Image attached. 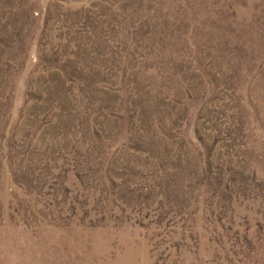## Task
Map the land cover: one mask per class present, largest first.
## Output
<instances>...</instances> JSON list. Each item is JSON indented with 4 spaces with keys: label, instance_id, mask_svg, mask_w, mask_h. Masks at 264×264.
<instances>
[{
    "label": "rangeland",
    "instance_id": "1",
    "mask_svg": "<svg viewBox=\"0 0 264 264\" xmlns=\"http://www.w3.org/2000/svg\"><path fill=\"white\" fill-rule=\"evenodd\" d=\"M0 264H264V0H0Z\"/></svg>",
    "mask_w": 264,
    "mask_h": 264
}]
</instances>
